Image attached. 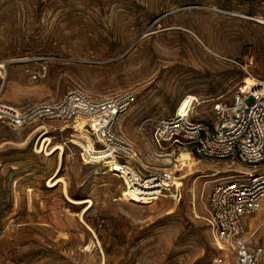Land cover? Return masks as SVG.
<instances>
[{"label":"rangeland","instance_id":"374dc122","mask_svg":"<svg viewBox=\"0 0 264 264\" xmlns=\"http://www.w3.org/2000/svg\"><path fill=\"white\" fill-rule=\"evenodd\" d=\"M251 77L264 79V0H0V103L129 89L136 100L116 129L142 151L143 117L208 119ZM77 122L0 121V264H205L219 253L207 198L242 163L189 155L192 165H170L178 188L135 204L119 199V176L82 161ZM44 136L63 145L53 186L59 150L38 152ZM67 197L91 200L82 219L84 204ZM252 240L264 247V225Z\"/></svg>","mask_w":264,"mask_h":264},{"label":"built area","instance_id":"2783aa9c","mask_svg":"<svg viewBox=\"0 0 264 264\" xmlns=\"http://www.w3.org/2000/svg\"><path fill=\"white\" fill-rule=\"evenodd\" d=\"M135 100L129 89L93 98L81 89L68 88L55 100L38 101L25 108L0 103V121L11 128L46 120L84 122L90 145L79 147L82 161L103 164V160L112 158L121 168L111 171L126 188L157 191L146 194L153 199L140 200L142 203L176 188L173 182L178 177L163 158L175 149L242 163L244 169L236 170L209 192L207 210L219 253L205 264H261L264 248L252 243L256 228L248 232L245 219L264 208V79L251 77L228 101H214L205 120L184 111L143 117L137 130L146 151L116 129ZM167 144L171 145L170 153L162 152Z\"/></svg>","mask_w":264,"mask_h":264},{"label":"bare ground","instance_id":"6f19581e","mask_svg":"<svg viewBox=\"0 0 264 264\" xmlns=\"http://www.w3.org/2000/svg\"><path fill=\"white\" fill-rule=\"evenodd\" d=\"M64 126H68V125L66 124ZM71 127L73 129H75L76 131H78L77 133H74V135H73L75 139L70 140L72 143L78 145L79 147H86L85 142H88L89 145H90L89 136L86 135L87 140H85L84 136L82 135V133H84V132L86 134L88 133L86 131V129L84 128V122L78 121L75 125H73ZM85 133H84V135H85ZM40 137H43V136H40ZM49 144H50V139L48 137L44 136V138H43V140H42V142L40 144V147L37 149V151L38 152L43 151L46 155H49V154L53 153L55 150H59L58 159H57L58 162H57V168H56L55 174H54L53 178L50 179V181L48 182L49 183L48 185L53 186V185H55V183L57 181H61L62 180V179L60 180V177L56 178V172L58 171V169L60 167V165H59V157H61V154L63 152V145L62 144H55V145H52V146L48 147ZM180 151H182L184 154L176 156L179 153L178 152L175 155H173V154H165L164 155L165 156L164 161L166 162V164H174L173 166H176L177 168H175V169H177V170H181L185 166L192 165V162L188 161L189 160V158H188L189 155H192V154L188 150H180ZM194 164H195V162H194ZM103 165L106 166L109 171H111V170L113 171V170H117V169L121 168V166L117 162L112 160V158L103 160ZM191 172L192 171H188V172L182 174L180 178L183 179L185 176L191 174ZM173 185L176 188H178V186H179L178 178H177V180H174ZM64 188H65V185H64ZM153 193H157V191L156 192H146V191H144L143 189H140V188H138V189H136V188L129 189V188H126L124 186L123 189L120 191L119 199H122V200H125V201H129V202H132V203H135V204H139V203L142 204V202H140V200L145 201V200H148L149 198L153 199V197H147L146 196V194H153ZM67 198L70 201H72V202H74L76 204H82V203L84 204V206H82V209H81L80 215H79V218L82 219L81 218L82 214L91 206V200L90 199H71L69 197H67Z\"/></svg>","mask_w":264,"mask_h":264},{"label":"crops","instance_id":"0c3cea01","mask_svg":"<svg viewBox=\"0 0 264 264\" xmlns=\"http://www.w3.org/2000/svg\"><path fill=\"white\" fill-rule=\"evenodd\" d=\"M264 212V208L257 211L256 213H260V212ZM255 214V213H254ZM245 223H246V226H247V229H248V232L251 231L252 229H255L256 228V231L257 229H259L262 225H264V217L260 220H258L254 225H252L251 227L248 226V217H246L245 219ZM250 228V229H249ZM254 236V235H253ZM252 243L253 244H257V243H254L253 240H252ZM260 245V244H259ZM263 247V246H262ZM264 248V247H263ZM261 264H264V255H263V260H262V263Z\"/></svg>","mask_w":264,"mask_h":264},{"label":"water","instance_id":"95a60500","mask_svg":"<svg viewBox=\"0 0 264 264\" xmlns=\"http://www.w3.org/2000/svg\"><path fill=\"white\" fill-rule=\"evenodd\" d=\"M12 62L20 61V59L11 60Z\"/></svg>","mask_w":264,"mask_h":264}]
</instances>
